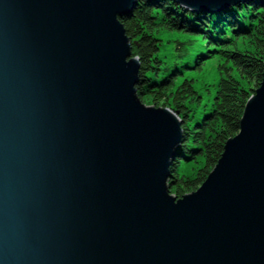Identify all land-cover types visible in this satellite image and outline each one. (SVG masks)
Wrapping results in <instances>:
<instances>
[{
  "label": "water",
  "instance_id": "1",
  "mask_svg": "<svg viewBox=\"0 0 264 264\" xmlns=\"http://www.w3.org/2000/svg\"><path fill=\"white\" fill-rule=\"evenodd\" d=\"M135 3L0 0V264H264V57L237 133L177 197L182 120L136 95Z\"/></svg>",
  "mask_w": 264,
  "mask_h": 264
},
{
  "label": "trees",
  "instance_id": "2",
  "mask_svg": "<svg viewBox=\"0 0 264 264\" xmlns=\"http://www.w3.org/2000/svg\"><path fill=\"white\" fill-rule=\"evenodd\" d=\"M219 11H190L172 0H136L131 16L119 19L139 63L138 99L167 107L182 120L167 179L177 197L203 182L225 140L237 133L246 96L261 80L264 0ZM211 58L217 59L218 78L204 84L209 97L197 111L202 95L195 75Z\"/></svg>",
  "mask_w": 264,
  "mask_h": 264
},
{
  "label": "rangeland",
  "instance_id": "3",
  "mask_svg": "<svg viewBox=\"0 0 264 264\" xmlns=\"http://www.w3.org/2000/svg\"><path fill=\"white\" fill-rule=\"evenodd\" d=\"M173 37H175V35H173ZM172 44H173V42L167 43V45H169V46ZM216 64H217L216 58L208 59L204 65V67H203V70L200 73H197L195 75L194 86L196 87L197 90H199V93L202 95L200 103H198L196 105L197 108H195L197 111H199L201 109L202 105L206 101V98L209 97V94L207 93L206 88H204V84L210 83V82L216 80V78H218V74L216 71ZM233 73H235V72H233ZM151 104H145V105H151ZM159 107H162V106H159Z\"/></svg>",
  "mask_w": 264,
  "mask_h": 264
},
{
  "label": "bare ground",
  "instance_id": "4",
  "mask_svg": "<svg viewBox=\"0 0 264 264\" xmlns=\"http://www.w3.org/2000/svg\"><path fill=\"white\" fill-rule=\"evenodd\" d=\"M172 1H173V0H172ZM247 1H248V0H247ZM224 10H225V9H224ZM224 10H223V11H224ZM219 12H220V11H219Z\"/></svg>",
  "mask_w": 264,
  "mask_h": 264
}]
</instances>
